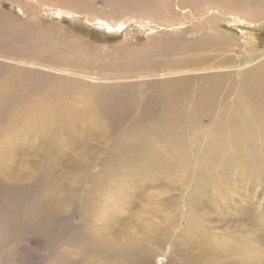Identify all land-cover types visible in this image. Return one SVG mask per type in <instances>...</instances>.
Listing matches in <instances>:
<instances>
[{"label": "bare ground", "instance_id": "6f19581e", "mask_svg": "<svg viewBox=\"0 0 264 264\" xmlns=\"http://www.w3.org/2000/svg\"><path fill=\"white\" fill-rule=\"evenodd\" d=\"M24 1L53 18L71 20L91 8L88 0ZM109 1L115 11L118 6L123 9L134 4L147 13L164 12L156 0ZM166 4V10L182 19H194L190 25L199 32L177 29L178 24L172 22L171 30L176 27L173 43H157V47L151 43L143 50L151 57L160 56L161 66L152 69L147 66L150 60L136 59L134 75L129 69L113 70L108 64L107 70L115 75L100 82L124 83H109L104 89L108 99L88 96L78 108L72 105L68 86L62 91L48 88L39 96L26 98L10 90L8 82L14 83L18 74L21 78L40 69L74 78L79 75L31 60L25 50L30 53L27 47L36 43L37 36L26 31L32 37L30 42L14 43L17 33H25L23 28L0 33V74L9 67L19 71L15 77L6 75L0 80V203L6 201L10 210V219L0 217V254L7 248L12 252L20 249V232L12 223L34 207L31 224L37 231L43 228L40 231L47 232L50 243L63 239L73 247V256L60 255L65 264H200L203 260L231 264L219 255L218 246L222 240L243 243L245 238L208 227L211 211L219 220L227 218L215 201L218 193L225 195L228 185L216 193L212 175L218 171L220 183L232 164L252 170L264 165V51L253 57L242 49L245 40L239 42L210 24L227 19L262 24L264 0H167ZM14 9L21 17L36 18L35 11L30 14L28 8ZM4 15L0 10V17ZM147 17L141 16L140 23L155 30ZM95 21L114 33L125 26V20L97 17ZM75 57L80 67L93 63L88 57ZM79 77L95 81L84 74ZM13 99L18 102L9 110L5 102ZM244 154L252 155L253 162L245 160ZM186 183H191L188 191ZM76 204L82 207L77 224L72 220ZM166 208L170 212L163 210ZM248 213L254 230L256 213L253 209ZM183 220L185 227L193 224L189 243L176 231ZM92 230L99 234L93 236ZM188 244L201 250V258L190 259ZM237 246L231 247L233 255L241 254L243 259L245 252ZM57 248L47 245L48 252H57Z\"/></svg>", "mask_w": 264, "mask_h": 264}, {"label": "rangeland", "instance_id": "374dc122", "mask_svg": "<svg viewBox=\"0 0 264 264\" xmlns=\"http://www.w3.org/2000/svg\"><path fill=\"white\" fill-rule=\"evenodd\" d=\"M88 1L91 8L84 9L83 14H80L79 17H77V20H71L72 18L67 16L53 18L49 16V14L42 13L39 8H34L37 7V5L34 6V4L26 3L24 0H0V10L5 14L0 17V27L5 30L0 31V33H12L10 30L23 28V30H25V33H23L24 36L21 35L22 33L20 32L17 33L16 41L14 42L19 46L28 44L32 39V37H29L30 35L37 36L36 43L28 45L27 47L31 49L30 53L25 50L31 60L41 62L46 66L55 67L56 69L73 71L79 76L84 74L85 76L95 77V81H92L90 79L80 78L79 76L74 78V76L69 74L60 75L52 70L34 69L39 72H36L37 74L34 75H23L21 78H19L18 74L14 83L8 82L10 90L17 91L26 98V96H39V94H41L40 92L45 91L48 88L62 91L68 86L70 89L67 91L73 93L70 97L72 98V105L76 108L81 106V104L87 100L88 96L92 100H105L108 98L104 93V89L107 85H110L109 83H115V85L124 83L120 81L100 82V79L106 78L109 74L111 76L115 75V72H109L107 70L108 64L112 65L113 70L115 68L122 71L123 69H129L128 73L134 74V72H136L135 60H143L144 57V59L150 60V63H148L147 66L156 69L161 66V62L157 61L160 56L154 55L151 57L150 55L143 53V50H145L144 48L146 45H150L151 43H153L154 47H157V43L165 46L169 45L170 42L173 43L171 38L176 27L171 30L169 26L172 22L178 24L177 29L185 28L186 30L187 27L189 29L191 28L195 33L199 32L196 27L190 25L194 19H182V17L176 14V12L173 14L171 11L166 10L167 8L164 7L167 6V0H156L159 9L164 10L161 14L147 13L148 11L146 9H140L141 6L134 4L123 9L121 8L122 6H118L115 11L108 6L109 3H111L109 0ZM15 6H19L23 9L28 8L27 12L30 14L35 11L36 14L34 15H36V18L30 16L21 17L16 13L17 11L14 9ZM115 14H118L120 19H118L119 17H115ZM147 14L150 18L146 16ZM141 16L147 17V20L151 21V27L155 30L150 31L145 28L146 26L144 27V25L140 23ZM97 17L107 19L108 21L115 20L116 22L119 20H125V26L114 33L111 32V30L109 31L100 26L99 23L95 21ZM86 18L90 19V22H86ZM157 24H160L161 27L155 28ZM179 24L183 25V27L181 25L179 26ZM254 25L255 24L234 23L228 19L219 20V22H211L210 24V26L216 27L217 31H223L224 33L230 34L239 42H242L241 39L245 40L242 49L245 50V53L252 52L253 57H255L264 51V22L259 25ZM245 26L247 28H244ZM26 31L29 33V36ZM189 34L191 33L189 32ZM3 40L5 39H1V41ZM10 45L11 44H8L7 46ZM9 49H12V47ZM75 54L88 57L93 63L87 68L80 67L78 66V60L76 59ZM151 59H155L157 62H152ZM18 72L19 71L9 67V69H5L0 74V80H3L6 75L7 78L15 77V74ZM24 77L27 78V81H23ZM69 77H72L70 82L68 81L70 79ZM96 78H98L99 81ZM112 79H114V77H112ZM17 102V99H13L9 102H5V104L6 106L9 104L10 110ZM5 119L2 118V120ZM244 155L245 160L250 162L249 159H251V162H253L254 159L252 158V155ZM254 155L260 159L258 154ZM226 157L227 156L224 155L222 160ZM242 162L244 161L242 160ZM232 165V168L228 167V171L225 170L228 174L224 182H217L219 176L217 175L218 171L212 175V182L214 183L213 187L216 193L217 191H224L223 186L228 185L227 188L229 190L225 195L218 193L215 201V203L220 204L218 207L220 208L219 212L222 211L221 214L227 218L224 221L221 219L219 220L216 218V214L211 211L208 213L207 225L209 228L211 227L210 230L213 229V232L223 235L237 233L239 236L245 238L243 243H240V241L237 242L236 239L228 241L222 240L224 243H221L222 245L218 246V251L220 252L219 255H222L226 262L231 264H264V165L258 167L257 170L247 168L245 165L240 167L238 163ZM223 166L224 165H221V168H224ZM19 169V166H17L18 171ZM179 184V187H181L180 182ZM190 184L191 183L184 184L187 191L188 185ZM39 188L41 187L39 186ZM4 190V192L8 191L7 189ZM173 193L176 194V192ZM5 195L9 196L7 194ZM29 195H31V193ZM28 197L30 198V196ZM203 198L205 199V197ZM35 200H37V196L35 197ZM5 202L6 201L4 200L1 201L4 206L0 203V217H7L10 219V214L8 213L10 210L7 205L5 206ZM67 209L71 210L66 207V210ZM81 209L82 207L79 204H76L73 208L72 220L75 224L80 221ZM249 209H253L256 213V222H258V226L255 227V229L257 228V230L251 228L253 218L248 213ZM163 210H168V212H170L168 208ZM163 210H158V212ZM23 213L25 212H22L16 221H13L12 223L15 230H19L20 232L19 235L17 234L18 238L21 240V245L19 246L20 249L14 252L10 250V253V248L4 247L5 249L3 250H6L7 248V251L9 252H1L0 264H44L47 262H49V264H65V262L61 260V256H73V253H71L73 247H71L70 244L66 245L67 243L63 242V239L60 240L59 243L62 241V244L60 245H57L59 243H50V238L47 236V232H41L44 231L43 228H40L41 231H37L36 226L31 224V219H34L36 216V209H34V207L27 211L25 215ZM227 215H229L230 219H228ZM88 219L89 221H93L91 217ZM183 222L184 220L179 228L177 227L176 231L186 239H189V243L191 239H193V231L191 232L189 230L193 224L190 225V227H185ZM201 230L203 229L201 228ZM41 233H44L45 236H41ZM95 234L99 233L93 231V236H95ZM247 241H250V244ZM48 244L51 248L53 245H56L58 247L56 249L57 252H48ZM188 245L191 248L190 259L201 258V250L196 247L192 248L190 244ZM235 245H238L241 250L245 252L246 257L242 259L241 254L236 256L233 255L231 247H234ZM182 247L185 246L183 245ZM8 253H10V255ZM12 254H14L17 259L14 255L12 256ZM48 254H50V256ZM255 255H257V258H252ZM202 262L200 264H207L208 260H203Z\"/></svg>", "mask_w": 264, "mask_h": 264}]
</instances>
